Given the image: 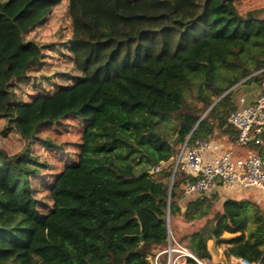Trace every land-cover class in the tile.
Returning a JSON list of instances; mask_svg holds the SVG:
<instances>
[{
  "label": "trees",
  "instance_id": "1",
  "mask_svg": "<svg viewBox=\"0 0 264 264\" xmlns=\"http://www.w3.org/2000/svg\"><path fill=\"white\" fill-rule=\"evenodd\" d=\"M61 7L69 25L57 67L66 72L55 84L43 66L57 46L31 35ZM263 84L264 6L241 14L233 0H0V141H24L19 154L0 149V264H152L168 246V211L178 233V216L205 219L171 234L205 264L208 241L224 232L247 233L228 256L264 264V208L245 195L258 190L218 210L208 193L185 199L177 176L169 193L187 139L237 149L228 123L236 90L264 93ZM68 118L84 124L81 145L49 185L45 211L30 182L48 165L31 146ZM247 148L264 156L263 146Z\"/></svg>",
  "mask_w": 264,
  "mask_h": 264
},
{
  "label": "built area",
  "instance_id": "2",
  "mask_svg": "<svg viewBox=\"0 0 264 264\" xmlns=\"http://www.w3.org/2000/svg\"><path fill=\"white\" fill-rule=\"evenodd\" d=\"M238 109L228 123L236 130L237 149L212 139L184 142L173 158L172 181L181 179L180 191L185 199L210 193L216 186L228 190L255 189L264 194V156L248 149L250 142L264 147V94L255 103L245 105L240 99ZM165 255L163 260L161 257ZM186 258L205 264L172 236L165 250L150 258L152 264H185ZM237 264H257L238 259Z\"/></svg>",
  "mask_w": 264,
  "mask_h": 264
},
{
  "label": "rangeland",
  "instance_id": "3",
  "mask_svg": "<svg viewBox=\"0 0 264 264\" xmlns=\"http://www.w3.org/2000/svg\"><path fill=\"white\" fill-rule=\"evenodd\" d=\"M233 4L241 14L245 11L251 9H257L264 6V0H233ZM69 25V21L64 14L63 7L56 9L51 18L45 23L44 31H36L38 34H32L31 37L38 40L42 45H51L54 43L57 48L54 51L47 52V56L44 60L43 68H51L49 77L54 75L56 71L59 73H65L62 69L57 67V64L65 56V52L62 50L60 45L59 33L60 31L64 32V37L68 36L66 31V26ZM38 36V37H37ZM48 49H50L48 47ZM43 74L47 76L44 69ZM59 75V74H58ZM54 75V78L50 79L51 82L58 84L59 76ZM205 114V113H204ZM203 114V115H204ZM84 124L76 119L68 118L65 120H61L57 124L51 125L41 132V139L34 142L31 146L30 153L38 157L41 163H45L48 167L40 168V173L32 176L30 185L34 190V196L39 201V207L44 208L45 211L50 210L52 207V202L49 197V185L53 183L55 175L58 174L66 165L71 164L77 160V156L79 153L80 145H81V134L83 131ZM9 143H5L0 141V149L4 150L8 155H16L23 151L24 141L20 139L18 135H13L10 137ZM50 141L53 145H60L62 150L56 148H47L45 147L44 141ZM218 193L217 199H213L215 194L211 191L206 195L207 201H212L213 209H220V205L227 198H232L238 200L244 197L243 191L238 190H228L227 188L216 186L215 188ZM248 198L256 201L261 207L264 208V194L258 192H251L245 194ZM186 202L184 203V205ZM183 205V209H184ZM179 226L181 230L180 233L177 234L175 231L176 222L174 219H171L169 216V226L171 234L173 237L177 239L176 236H180L182 234H190L199 230L205 223V219L202 220H194L190 222H185L182 217L178 216ZM211 240L208 241V245H211ZM217 243V241L215 242Z\"/></svg>",
  "mask_w": 264,
  "mask_h": 264
},
{
  "label": "crops",
  "instance_id": "4",
  "mask_svg": "<svg viewBox=\"0 0 264 264\" xmlns=\"http://www.w3.org/2000/svg\"><path fill=\"white\" fill-rule=\"evenodd\" d=\"M241 88L237 90L236 99L240 101V99L244 100L245 105L252 104L256 101L259 94H264L259 92L258 90L255 91H240ZM263 91H264V84H263ZM240 105V102H239ZM229 146V145H228ZM214 194L217 192L216 189L212 191ZM177 234H179L177 232ZM179 236V235H178ZM176 236V237H178ZM247 238L246 232H239L236 234H231L224 232L222 235L218 238L217 243H215L213 240L211 241V245H208V250L210 252V260L208 261V264H237L238 259L233 256H228L226 254L227 248H230L234 245H237L243 241H245Z\"/></svg>",
  "mask_w": 264,
  "mask_h": 264
},
{
  "label": "water",
  "instance_id": "5",
  "mask_svg": "<svg viewBox=\"0 0 264 264\" xmlns=\"http://www.w3.org/2000/svg\"><path fill=\"white\" fill-rule=\"evenodd\" d=\"M244 80H245V79H244ZM244 80H242L240 83H242ZM237 90H238V89H237ZM237 90H236V91H237ZM228 92H229V91L225 92L222 96H224V95H225L226 93H228ZM222 96H221V97H222ZM218 100H219V99H218ZM215 102H217V101H215ZM215 102L213 103V105L215 104ZM207 111H208V110H207ZM207 111H206V112H207ZM206 112H205V113H206ZM204 115H205V114H204ZM204 115H203V116H204ZM203 116H202V117H203ZM194 129H195V128H194ZM194 129H193V130H194ZM193 130L191 131V133L193 132ZM191 133H190V135H191ZM176 142H177V136L174 138V140L172 141L171 144H172V145H175ZM153 172H154V169H151V170H150V173L152 174ZM172 177H173V176H171V180H170L169 193H170L171 188H172ZM166 223H167V231H168V238H169V233H170V226H169V211L167 212ZM139 237H140V239L142 240V235H140ZM212 240H213L214 242L218 241V239H217L215 236H212Z\"/></svg>",
  "mask_w": 264,
  "mask_h": 264
}]
</instances>
